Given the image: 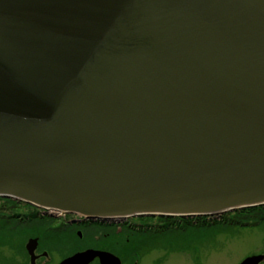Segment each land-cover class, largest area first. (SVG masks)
I'll use <instances>...</instances> for the list:
<instances>
[{
  "label": "water",
  "instance_id": "95a60500",
  "mask_svg": "<svg viewBox=\"0 0 264 264\" xmlns=\"http://www.w3.org/2000/svg\"><path fill=\"white\" fill-rule=\"evenodd\" d=\"M0 197L91 221L263 206L264 0H0ZM95 258L120 264H58Z\"/></svg>",
  "mask_w": 264,
  "mask_h": 264
},
{
  "label": "flooded vegetation",
  "instance_id": "af4514ba",
  "mask_svg": "<svg viewBox=\"0 0 264 264\" xmlns=\"http://www.w3.org/2000/svg\"><path fill=\"white\" fill-rule=\"evenodd\" d=\"M1 200L3 204L0 205V219L7 221H3V223L5 222L3 225L0 220V240H15L17 232L21 233L20 235L26 241L36 239L34 264H58L63 258L86 249L109 252L119 258L120 264H127L129 241L136 236L144 238L151 233L157 236L163 235L164 237L179 233L183 236L193 234V244H189L190 241L184 240V247L181 248L185 252H189L199 248L200 242L205 239L204 230L207 228L221 225L224 227L223 230L229 231L230 229H245L251 226L245 220L231 217L225 219L221 218L222 215H218L214 217H197L191 221L179 219L178 222H183L184 226L178 230L176 227L174 228L175 223L170 225L171 228L169 229L164 228L165 224L159 223L156 226L157 229L152 232L149 228H147L148 230L145 229V224L130 219L132 217L108 221H91L75 214L55 212L12 199L0 198ZM13 205H17V210L10 209ZM244 210L231 213H242ZM10 219H13V221L11 222ZM18 253L21 264H30V255L25 249V244ZM54 254L56 256H53ZM56 257L60 258L54 263L53 258ZM90 264H99L98 258H95Z\"/></svg>",
  "mask_w": 264,
  "mask_h": 264
},
{
  "label": "rangeland",
  "instance_id": "374dc122",
  "mask_svg": "<svg viewBox=\"0 0 264 264\" xmlns=\"http://www.w3.org/2000/svg\"><path fill=\"white\" fill-rule=\"evenodd\" d=\"M1 204H3L2 200L0 201ZM16 206L13 205L10 209L17 210ZM244 211L242 213L226 212L221 214V218L231 217L245 220L251 224L248 228H235L225 231L223 226L215 225L204 230L205 239L200 242L197 249L185 252L178 248L177 251H172L170 245H165V249L153 250L139 260L132 257L129 263L127 255V264H239L249 255L264 254V205L263 207L249 208ZM130 219L145 224V229L149 228L152 232L157 229L156 226L159 223L165 224L166 227L164 226V228L167 229L171 228L169 226L173 223H175L174 228L176 227L177 230L184 226L183 222H178V217H132ZM182 219L191 221L194 218ZM0 220L1 223L7 221ZM10 221L12 222L13 219H10ZM142 228L138 229L143 230ZM20 234L19 232L16 233L15 240H0V264H21L20 256L17 253L23 249L28 240L26 241ZM53 256H56V254ZM59 258H53V262H57ZM261 264H264V261Z\"/></svg>",
  "mask_w": 264,
  "mask_h": 264
},
{
  "label": "trees",
  "instance_id": "16d2710c",
  "mask_svg": "<svg viewBox=\"0 0 264 264\" xmlns=\"http://www.w3.org/2000/svg\"><path fill=\"white\" fill-rule=\"evenodd\" d=\"M184 240L190 241L189 244H193V234L183 236L179 233L164 237L163 235L157 236L151 233L149 234V236H146L144 238L136 236L133 240L129 241L127 253L128 263L130 262L132 257H135L137 260H139L153 250L165 249V245H170L172 251H177L178 248L181 249L182 247H184Z\"/></svg>",
  "mask_w": 264,
  "mask_h": 264
},
{
  "label": "bare ground",
  "instance_id": "6f19581e",
  "mask_svg": "<svg viewBox=\"0 0 264 264\" xmlns=\"http://www.w3.org/2000/svg\"><path fill=\"white\" fill-rule=\"evenodd\" d=\"M1 199H9V198H6V197H0Z\"/></svg>",
  "mask_w": 264,
  "mask_h": 264
}]
</instances>
